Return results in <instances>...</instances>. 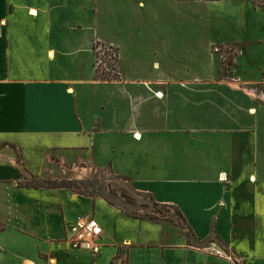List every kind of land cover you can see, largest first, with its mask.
I'll list each match as a JSON object with an SVG mask.
<instances>
[{
    "label": "crops",
    "instance_id": "1",
    "mask_svg": "<svg viewBox=\"0 0 264 264\" xmlns=\"http://www.w3.org/2000/svg\"><path fill=\"white\" fill-rule=\"evenodd\" d=\"M230 25L253 41L226 43ZM232 43L264 52V0H0V195L11 183L31 200L1 201L14 223L0 217V264H264V91L242 93L264 85V60L244 77L240 49L229 89L214 47ZM95 45L118 52V80L98 79ZM54 165L127 179L179 210L195 243L98 204L102 253L72 249L76 219L65 239L32 219L53 189L19 184ZM214 236L226 252L205 244Z\"/></svg>",
    "mask_w": 264,
    "mask_h": 264
},
{
    "label": "rangeland",
    "instance_id": "2",
    "mask_svg": "<svg viewBox=\"0 0 264 264\" xmlns=\"http://www.w3.org/2000/svg\"><path fill=\"white\" fill-rule=\"evenodd\" d=\"M230 17L235 19L236 14L230 12ZM216 22L223 21L220 19ZM213 27L215 29V25H213ZM228 27V31H225L221 36L226 43L236 41L249 43L253 41L254 35L251 31L250 33H244L233 29L231 25ZM243 47L244 46H237L234 43L229 45L219 44L214 47V51L217 54V66L220 68V78H226L228 82H230V85H228L229 89L233 88L231 84L236 82L235 72L237 68L235 67V57L240 49H242V52H239V64L243 66L239 69V73L244 77H252L253 72H255V69H253L254 66H258L256 64L257 58L261 56L264 60V52L260 55L259 52L254 51L250 47L247 50ZM108 48L109 47L107 46H98V50L96 51L97 57L102 61L100 64V70L106 71L111 77L116 78L117 51L114 50V54L113 52L109 53L107 50ZM110 55H112L111 58L109 57ZM232 61L235 65L233 67L229 66V63ZM223 62H226V64L223 65ZM253 91L262 93V91H264V85L244 86L242 93L246 97ZM22 175L26 177L25 180L19 182L20 187L22 188H24V186L33 187L36 184L45 183H50L51 186H70V188L53 190L51 194H47L44 198L53 204L52 207H50V203L47 204L48 207H36L37 214L35 213L36 215L32 216V219H42L53 223L51 230L53 232V238L55 239H65V231L68 229V226L71 225L73 219L90 217L91 214L95 213L94 210L97 205L102 204L107 207H114L126 216L134 217L136 219L163 221L171 226L183 228L186 230V234L189 235L190 243H195L192 233L184 225V220L177 213V210L167 206L157 205L149 196L135 192L127 179L116 177L108 170L98 171L96 169L83 168L72 170L60 165H54L53 169L49 170L47 173V175H50V179L46 182H41L39 180L36 181L29 178L24 171H22ZM3 188H5L7 193L6 198H2L0 195V205L4 202L5 206L9 207H14V205H17V207H26L27 204L25 203L31 201L28 199L29 195H19V189H16L11 183H6L2 189ZM33 196L38 200L39 196L42 197L43 194L33 193L31 197ZM37 200H35V202H37ZM0 217L8 223H14L13 216L9 212L8 214L3 213ZM124 225L125 224H122L121 227H119L120 229L117 231L118 233L116 232L117 235H128L133 233L135 238L141 236L142 232L137 226L130 225L127 228V226ZM123 227L124 229H121ZM125 228L129 229V231L127 230L128 233H125ZM7 236L10 237L9 234H7ZM212 241L220 246L223 251L226 250L224 243L216 239L215 236L212 240L205 242V244L210 246ZM208 243L210 245H208Z\"/></svg>",
    "mask_w": 264,
    "mask_h": 264
},
{
    "label": "built area",
    "instance_id": "3",
    "mask_svg": "<svg viewBox=\"0 0 264 264\" xmlns=\"http://www.w3.org/2000/svg\"><path fill=\"white\" fill-rule=\"evenodd\" d=\"M96 46V50H98V45ZM109 53L114 50L108 48ZM106 53V52H105ZM110 58L112 55L109 56ZM99 62V63H98ZM101 60L97 57V69L100 68ZM137 137V136H136ZM224 180H227L224 178ZM104 236L103 226L100 224L97 218L95 217H79L76 219L74 224L71 226L68 234L67 241L70 246L74 250H83L92 253L94 256H98L102 253L104 249V245L102 243ZM205 250L209 253L217 254V255H226L222 250H218L216 248Z\"/></svg>",
    "mask_w": 264,
    "mask_h": 264
},
{
    "label": "trees",
    "instance_id": "4",
    "mask_svg": "<svg viewBox=\"0 0 264 264\" xmlns=\"http://www.w3.org/2000/svg\"><path fill=\"white\" fill-rule=\"evenodd\" d=\"M102 46V45H101ZM102 47H105V46H102ZM112 49V48H110ZM95 50H96V46H95ZM117 59H118V52H117ZM117 61V60H116ZM226 62H223V65H225ZM229 66H235L234 65V62H230L229 63ZM116 70H117V67H116ZM97 77L99 80L101 81H111V80H118L119 79V75H118V71H117V77L116 78H113L111 77L106 71H101L100 68L97 69ZM34 188L36 189H40V188H46V189H53V190H56V189H62V188H70V186H59V185H54V186H51L50 183H45V184H36L35 186H33ZM153 199V198H151ZM157 204V203H156ZM158 205V204H157ZM171 208H174V207H171ZM175 210H177L176 208H174ZM177 213L180 215V217L184 220V217L183 215L180 213L179 210H177ZM0 230H2V227H0ZM189 237V235H188Z\"/></svg>",
    "mask_w": 264,
    "mask_h": 264
}]
</instances>
